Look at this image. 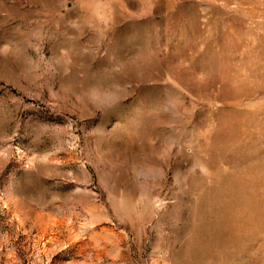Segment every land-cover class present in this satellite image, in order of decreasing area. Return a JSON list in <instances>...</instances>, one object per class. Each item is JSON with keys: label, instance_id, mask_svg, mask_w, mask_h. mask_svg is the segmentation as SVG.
Instances as JSON below:
<instances>
[{"label": "rangeland", "instance_id": "obj_1", "mask_svg": "<svg viewBox=\"0 0 264 264\" xmlns=\"http://www.w3.org/2000/svg\"><path fill=\"white\" fill-rule=\"evenodd\" d=\"M0 264H264V0H0Z\"/></svg>", "mask_w": 264, "mask_h": 264}]
</instances>
